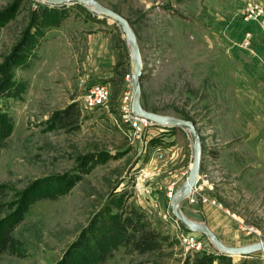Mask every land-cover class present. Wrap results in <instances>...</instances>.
<instances>
[{
  "label": "rangeland",
  "instance_id": "obj_1",
  "mask_svg": "<svg viewBox=\"0 0 264 264\" xmlns=\"http://www.w3.org/2000/svg\"><path fill=\"white\" fill-rule=\"evenodd\" d=\"M38 1L0 0V68ZM99 1L123 14L134 30L141 58V105L178 116L186 113L198 131L197 182L202 186L193 191L194 200L181 198V210L203 221L212 217L219 223L213 222L215 234L225 243L264 238V164L257 166L259 160L250 141H243L245 128L240 124L244 113L249 115L243 107L251 103L237 77L240 60L252 53L239 43L237 31L244 0ZM71 3L62 20L44 25L30 64L5 65L27 86L17 95H0V107L13 119L0 146V181L17 190L46 174L77 171L79 178L65 192L29 203L24 214L30 228H21L24 248L20 254H0V264H52L99 203L118 191H124L126 201L141 209L163 234V247L134 258L118 245L100 264H133L136 259L140 264H179L191 251L179 238L183 226L163 213L171 212L170 180L177 186L190 162L188 133L179 125L148 120L131 137L126 134L129 126L121 120L118 105L122 90L130 89L126 39L115 21ZM92 32L100 34L96 47L103 40L102 57H112L106 77L95 79L108 80L110 116L104 108L86 107L79 100L86 82L76 76L84 71L82 60ZM70 57L77 58L76 70L71 69ZM72 99L79 110L75 126L50 124L48 112ZM166 184L171 186L170 195ZM189 231L203 243L195 252H217L202 232ZM230 256L264 264V248Z\"/></svg>",
  "mask_w": 264,
  "mask_h": 264
},
{
  "label": "trees",
  "instance_id": "obj_2",
  "mask_svg": "<svg viewBox=\"0 0 264 264\" xmlns=\"http://www.w3.org/2000/svg\"><path fill=\"white\" fill-rule=\"evenodd\" d=\"M71 4L87 11L79 2ZM67 9L68 3L50 4L42 1L36 2L30 9L25 27L3 57L0 95H17L25 89L26 80L12 76L5 65L30 64L29 55L33 54L34 45L43 35L44 25L58 23L68 14ZM91 16L98 18L93 14ZM78 114L77 101L72 99L50 110L47 120L52 125L71 128L75 126ZM181 115L190 118L186 113ZM12 124L11 114L0 107V146L9 134ZM78 178L77 171L46 174L31 179L17 190L7 182L0 181V254L22 252L26 238L21 228H30L26 225L24 212L31 201L40 197H55L65 192ZM162 238L163 234L152 225L141 209L126 201L124 191L111 192L92 211L52 264H100L112 255L118 245H122L124 251L135 258L136 255L162 249ZM195 251L185 255L179 264H261L244 258L232 260L230 254L218 251ZM140 261L141 259H136L133 264H140Z\"/></svg>",
  "mask_w": 264,
  "mask_h": 264
},
{
  "label": "water",
  "instance_id": "obj_3",
  "mask_svg": "<svg viewBox=\"0 0 264 264\" xmlns=\"http://www.w3.org/2000/svg\"><path fill=\"white\" fill-rule=\"evenodd\" d=\"M50 4L54 3H71L79 2L92 10L98 15H104L110 20L115 21L121 32L123 33L131 60V69L129 75V87H130V109L132 112L144 116L149 120L160 123L163 125H179L183 127L188 133L189 143L191 147L190 162L187 167L185 177L182 181L174 187L171 195L169 196V206L174 217L179 223L187 230L202 232L209 241L213 244L214 249L218 252L227 254L235 253L237 256L247 255L256 249L264 248V238H258L252 241L229 244L223 242L215 232L203 221L187 216L180 208L179 201L185 195H187L196 179L199 171V164L201 159V148L198 137V131L194 125V122L190 118L174 115L166 112H159L146 108L140 103V73H141V58L139 48L136 41V36L133 28L131 27L127 18L119 11L109 7L99 0H41Z\"/></svg>",
  "mask_w": 264,
  "mask_h": 264
},
{
  "label": "crops",
  "instance_id": "obj_4",
  "mask_svg": "<svg viewBox=\"0 0 264 264\" xmlns=\"http://www.w3.org/2000/svg\"><path fill=\"white\" fill-rule=\"evenodd\" d=\"M244 29H249L251 32L250 43L246 49L252 53L249 56V59H244L242 61L240 60V68L242 71H240V74L237 75V77L245 84L244 88L242 87V83L240 87L242 91H244L245 93L251 96V103H248L246 107H243L249 113V115L244 113L245 117L244 118L242 117L241 120L243 123L240 124L243 128H245L244 131L245 135L242 137V139H244L243 141L245 140H247V142L248 140L250 141L251 152L259 160V162H257L258 163L257 166L261 167V165L264 164V34L261 31L258 23L252 19L251 21L241 20V23L237 25V31L240 34V36H242ZM47 32L48 31L46 30L45 33ZM99 35H100L99 32L97 33L92 32L87 37L89 39L88 47H87L88 54L86 55V58L82 60L83 61L82 66L84 67V71L82 72V74L79 75L77 74L76 76L77 80H80L79 78H81L82 81L86 82L83 84H87L95 79L104 78V76L107 75L109 72L108 70L109 66H111L110 62H112L111 61L112 57L110 58L107 55L105 56L104 52L103 54L105 57H102V45H103L102 39H100V44L96 47V44L98 43V42L96 43V40H98ZM90 39L92 40L94 39V43H92ZM53 40L50 41L52 44L55 43V41ZM48 48H49V44H48ZM76 63H77V58L70 57L69 64L70 66H72L71 69H75L74 64ZM75 72L71 71V74L74 75ZM74 78L72 77V79ZM247 80L249 84L246 83ZM244 120L245 121L249 120V122L244 123ZM198 179H199V174L195 181V188L197 189L200 188V186H202L200 182H197ZM170 183H174L171 186L175 187L176 182L174 180H170ZM166 186H168V184H166ZM180 202L181 201H179V204L181 205ZM201 202H203V200ZM224 209L228 211L227 208ZM205 210L210 211V207L207 206ZM182 211L187 216L198 219V216H196L195 214L188 213L184 210ZM204 220H205L204 222L216 233V226L214 224L215 223L219 224V223L214 221L213 218L210 216H208V219L205 217Z\"/></svg>",
  "mask_w": 264,
  "mask_h": 264
},
{
  "label": "built area",
  "instance_id": "obj_5",
  "mask_svg": "<svg viewBox=\"0 0 264 264\" xmlns=\"http://www.w3.org/2000/svg\"><path fill=\"white\" fill-rule=\"evenodd\" d=\"M240 17L242 20H255L261 31L264 33V3L260 0H244L240 8ZM251 32L249 29H244L243 34L239 40L242 45H249ZM109 94V87L106 81L102 80H92L82 87L80 93V102L86 107H101L107 110L108 115L110 112L107 106V98ZM118 105L120 106L119 111H121V120L129 126L126 134L131 137L133 131H138L140 127L146 125L149 120L144 116L136 114L130 109V89L124 88L119 98ZM114 123L119 124L116 117L113 116ZM171 187L168 186L166 194L170 195ZM197 190L195 184L193 185L191 191L187 194L189 200H194L193 191ZM205 195H201V199H204ZM213 201V199H211ZM163 216H169L172 221L179 225L178 220L172 216L171 212L167 209ZM181 228V227H180ZM179 238L184 243V247L190 251L197 250L203 247L201 240L197 239L191 231L186 230L182 227L179 232Z\"/></svg>",
  "mask_w": 264,
  "mask_h": 264
},
{
  "label": "bare ground",
  "instance_id": "obj_6",
  "mask_svg": "<svg viewBox=\"0 0 264 264\" xmlns=\"http://www.w3.org/2000/svg\"><path fill=\"white\" fill-rule=\"evenodd\" d=\"M199 173V172H198ZM197 176H198V174H197ZM212 202H214V201H212ZM215 203V202H214ZM195 232V231H194ZM203 235V234H202ZM232 255H234V256H237L235 253H233Z\"/></svg>",
  "mask_w": 264,
  "mask_h": 264
}]
</instances>
